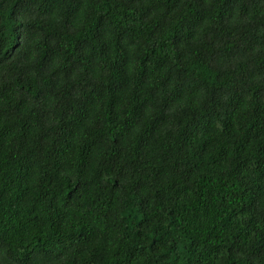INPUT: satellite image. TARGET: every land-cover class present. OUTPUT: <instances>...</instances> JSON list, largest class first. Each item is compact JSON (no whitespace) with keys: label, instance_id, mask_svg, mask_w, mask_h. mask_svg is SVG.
<instances>
[{"label":"trees","instance_id":"obj_1","mask_svg":"<svg viewBox=\"0 0 264 264\" xmlns=\"http://www.w3.org/2000/svg\"><path fill=\"white\" fill-rule=\"evenodd\" d=\"M0 264H264V0H0Z\"/></svg>","mask_w":264,"mask_h":264}]
</instances>
